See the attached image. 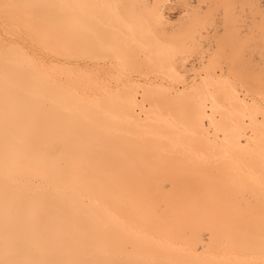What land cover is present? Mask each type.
I'll return each mask as SVG.
<instances>
[{"label":"bare ground","instance_id":"obj_1","mask_svg":"<svg viewBox=\"0 0 264 264\" xmlns=\"http://www.w3.org/2000/svg\"><path fill=\"white\" fill-rule=\"evenodd\" d=\"M174 3L0 0V264H264V0Z\"/></svg>","mask_w":264,"mask_h":264},{"label":"rangeland","instance_id":"obj_2","mask_svg":"<svg viewBox=\"0 0 264 264\" xmlns=\"http://www.w3.org/2000/svg\"><path fill=\"white\" fill-rule=\"evenodd\" d=\"M168 1L171 2V3H174L176 0H175V1H174V0H168ZM172 1H173V2H172ZM174 4H175V3H174ZM175 5H176V4H175ZM172 6L176 8V6H174V5H172ZM174 11H176V12L174 13ZM174 11H173L172 16H171V17H172L171 20H173V21L177 20L175 17H177V14H178L177 10H174ZM144 12H145V11H144ZM138 13H139V12H138ZM140 13H141V12H140ZM140 13H139V14H140ZM135 14H136V17H138V16H139V17H141V16L143 17V15L140 16V15L137 14V13H135ZM135 14H133V16H134ZM141 14H142V13H141ZM144 15H145V13H144ZM173 16H174V17H173ZM128 18H129V17H128ZM130 18H131V16H130ZM145 18H146V16H145ZM145 18H144V22H146V21H145ZM147 18H148V16H147ZM131 19H132V18H131ZM139 19H140V18H139ZM142 19H143V18H142ZM129 20H130V19H129ZM133 20H134V18H133ZM138 21H139V20H138ZM141 21H142V20H141ZM141 23H142V22H141ZM238 27H239V25H238ZM238 27H237V28H238ZM237 28H236V29H237ZM241 28H242V27H240V29H241ZM240 29H239V31H238V34L240 33V35L237 34L239 38H241V36H242V35H241V34H242L241 32L243 31L242 29H241V31H240ZM243 29H244V28H243ZM238 40L241 41L240 39L237 38V41H238ZM233 44H235V43H233ZM236 45H238V44H236ZM233 48H234V47H233ZM255 51H256V50H255ZM239 55H241V54H239ZM237 56H238V54H237ZM241 56H242V55H241ZM240 58H241V57H240ZM240 58H239V59H240ZM236 59H238V58L236 57ZM236 59L233 60L234 63L237 61ZM240 60H241V59H240ZM243 60H244V59H243ZM255 60H256V58H255ZM255 60H254V62H255ZM241 61H242V60H241ZM237 62H238V61H237ZM242 62H243V61H242ZM242 62H241V63H242ZM231 63H232V61H231ZM243 64H244V63H243ZM243 64H242V65H243ZM238 65H240V64L238 63ZM242 65H241V66H242ZM238 67L240 68V66H238ZM241 68H242V67H241ZM243 68H244V66H243ZM237 70H238V69H237ZM239 70H240V69H239ZM241 70H242V69H241ZM239 73H241V71H239ZM239 73H238V74H239Z\"/></svg>","mask_w":264,"mask_h":264}]
</instances>
